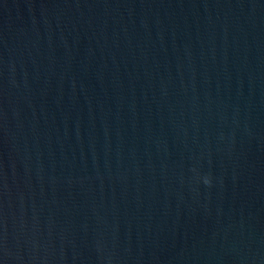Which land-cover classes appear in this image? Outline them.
Instances as JSON below:
<instances>
[{
  "label": "water",
  "instance_id": "1",
  "mask_svg": "<svg viewBox=\"0 0 264 264\" xmlns=\"http://www.w3.org/2000/svg\"><path fill=\"white\" fill-rule=\"evenodd\" d=\"M0 264H264V0H0Z\"/></svg>",
  "mask_w": 264,
  "mask_h": 264
}]
</instances>
